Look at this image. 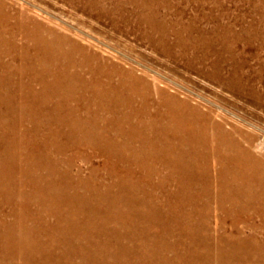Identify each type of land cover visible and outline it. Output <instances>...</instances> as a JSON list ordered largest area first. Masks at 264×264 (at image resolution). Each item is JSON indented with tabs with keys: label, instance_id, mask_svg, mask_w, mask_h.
Returning <instances> with one entry per match:
<instances>
[{
	"label": "bare ground",
	"instance_id": "1",
	"mask_svg": "<svg viewBox=\"0 0 264 264\" xmlns=\"http://www.w3.org/2000/svg\"><path fill=\"white\" fill-rule=\"evenodd\" d=\"M65 1L264 110V9L237 29L201 0ZM10 8L0 0V264H264L257 133ZM87 148L102 162L84 174L75 159L94 155L70 151Z\"/></svg>",
	"mask_w": 264,
	"mask_h": 264
},
{
	"label": "rangeland",
	"instance_id": "2",
	"mask_svg": "<svg viewBox=\"0 0 264 264\" xmlns=\"http://www.w3.org/2000/svg\"><path fill=\"white\" fill-rule=\"evenodd\" d=\"M201 1H203L201 5H204L205 8L214 9V14H225L224 23L239 22L236 24L237 29L259 22L260 14H262L261 9H264V0ZM1 2L9 5L10 9L21 18H30L60 30L86 46L88 50L106 60L110 65L113 63V66L132 71L158 89H163L178 99L187 100L203 111L210 109L212 114L218 116L216 118H227L231 119V122L246 124L245 128L254 130L259 141L264 142V110L255 109L250 103L234 108L231 102L223 99L224 96L228 95L227 92L199 76L196 72L186 70L181 63L168 60L167 57L148 46V43L139 40L133 33L116 30L109 23V19L98 18L93 16L94 14L91 16L90 13L65 3L67 2L65 0H1ZM258 6H260V11ZM187 10L190 14L199 12L195 3H191ZM121 28L124 27L121 26ZM260 30L261 34H264V25ZM262 56H264V51ZM256 112L257 114H255ZM77 151L70 152H76L80 155L82 151L94 155L88 148ZM75 160L76 166L81 170L83 169L84 174L88 172L91 164L97 165L102 162L101 157L96 154L92 162L84 161L81 157ZM8 209L9 207L4 206L0 213H6ZM214 217L213 213L211 220L213 225ZM246 230L249 233L248 229Z\"/></svg>",
	"mask_w": 264,
	"mask_h": 264
}]
</instances>
